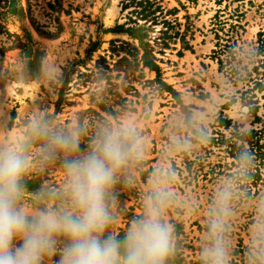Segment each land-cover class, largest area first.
Returning a JSON list of instances; mask_svg holds the SVG:
<instances>
[{"label": "rangeland", "instance_id": "1", "mask_svg": "<svg viewBox=\"0 0 264 264\" xmlns=\"http://www.w3.org/2000/svg\"><path fill=\"white\" fill-rule=\"evenodd\" d=\"M37 119L50 133L79 130V155L103 130L137 133L143 155L116 178L109 231L122 238L157 171L171 173L167 264H203L209 210L231 180L228 264H264L252 255L264 211V0H0V145L27 143L24 205L55 207L65 156L44 159Z\"/></svg>", "mask_w": 264, "mask_h": 264}, {"label": "clouds", "instance_id": "2", "mask_svg": "<svg viewBox=\"0 0 264 264\" xmlns=\"http://www.w3.org/2000/svg\"><path fill=\"white\" fill-rule=\"evenodd\" d=\"M32 133L45 140L40 150L44 159L56 153L65 156V201L55 207H26L27 143L0 145V264H44L56 255L57 264H167L174 251L173 228L166 219L168 202L174 197L167 182L171 173L166 180L164 172L157 171L142 213L129 222L122 238L109 231L114 222L109 197L116 178L129 160L143 155L141 140L131 126L103 130L84 155H79V130L50 133L47 124L37 119ZM173 143L178 148L191 146L187 140ZM239 161L238 172L246 176L251 153L241 152ZM232 196V181L226 180L209 210L203 264H228L225 233ZM252 244L253 257L264 260V211L253 225Z\"/></svg>", "mask_w": 264, "mask_h": 264}, {"label": "trees", "instance_id": "3", "mask_svg": "<svg viewBox=\"0 0 264 264\" xmlns=\"http://www.w3.org/2000/svg\"><path fill=\"white\" fill-rule=\"evenodd\" d=\"M145 67H148L150 70H153V71H155V72H159L158 67H157L155 64L151 63V62L145 63ZM170 92H171L172 94H176V93H175L173 90H171V89H170ZM182 108H183V109H186V107H184V106H182Z\"/></svg>", "mask_w": 264, "mask_h": 264}, {"label": "bare ground", "instance_id": "4", "mask_svg": "<svg viewBox=\"0 0 264 264\" xmlns=\"http://www.w3.org/2000/svg\"><path fill=\"white\" fill-rule=\"evenodd\" d=\"M242 111H243V110H242ZM244 111H245V110H244ZM237 114H238L237 111L233 112V116H237Z\"/></svg>", "mask_w": 264, "mask_h": 264}]
</instances>
